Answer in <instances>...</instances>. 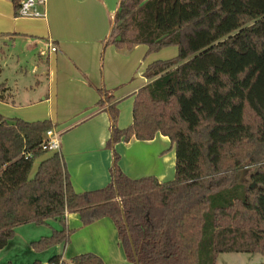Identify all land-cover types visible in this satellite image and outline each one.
<instances>
[{"label": "trees", "instance_id": "trees-1", "mask_svg": "<svg viewBox=\"0 0 264 264\" xmlns=\"http://www.w3.org/2000/svg\"><path fill=\"white\" fill-rule=\"evenodd\" d=\"M10 1L16 16L22 0ZM112 20L107 45L146 46V56L175 47L177 55L146 66L126 129L116 126L112 96L99 90V106L109 105L107 146L166 137L174 178L130 179L115 162L107 187L76 193L61 155L42 149L52 123L0 115V251L18 227L50 221L60 230L31 250L66 246L74 231L65 215L77 214L83 227L110 220L138 264H216L233 253L264 259V0H119ZM5 92L0 85L1 102ZM47 264L103 262L87 253Z\"/></svg>", "mask_w": 264, "mask_h": 264}, {"label": "crops", "instance_id": "crops-1", "mask_svg": "<svg viewBox=\"0 0 264 264\" xmlns=\"http://www.w3.org/2000/svg\"><path fill=\"white\" fill-rule=\"evenodd\" d=\"M118 5L119 0H47L37 9L43 17L23 18L14 15L10 0H0V42H21L31 54L29 62L14 70L13 80L34 81L13 87L6 79L0 82L6 91L0 115L7 120L52 123V130L60 134L59 154L76 193L107 187L115 162L130 179L152 176L166 183L174 178L175 152L166 137L157 134L150 141L131 139L107 146L109 105L99 106L103 99L99 90L112 96L111 104L119 113L116 126L122 130L132 123L134 95L147 84L142 76L148 65L146 46L127 51L107 45ZM51 45L56 52L50 51ZM65 224L74 232L63 246V261L64 255L71 259L91 253L103 264H131L110 220L83 227L77 214H66Z\"/></svg>", "mask_w": 264, "mask_h": 264}, {"label": "rangeland", "instance_id": "rangeland-1", "mask_svg": "<svg viewBox=\"0 0 264 264\" xmlns=\"http://www.w3.org/2000/svg\"><path fill=\"white\" fill-rule=\"evenodd\" d=\"M26 47L27 45L24 46L21 42H10L6 43V45L0 42V82L6 79L11 87L17 82H25L33 85L34 81L31 78L24 77L20 80L17 79L18 81L13 80L14 70L18 69L19 66H23V61L26 60L29 62V59H31V56H29L31 54L27 53L28 50ZM176 55L177 49L175 47L163 48L158 52L149 54L146 57V64L156 60L163 61L172 59ZM145 68L143 69L142 76ZM247 173L246 170L240 173L241 182L248 180ZM51 230H60L58 223L50 221L47 223V226L36 227L32 224H25L18 227L15 230L14 238L8 242L4 250L0 251V264H33L36 261L40 264H47L50 258L60 255L63 252V246L60 245L42 253H35L31 250L29 244L42 237H48L51 234ZM64 257L65 261L70 260V255H64ZM216 264H264V259L259 255L221 254L218 256Z\"/></svg>", "mask_w": 264, "mask_h": 264}, {"label": "built area", "instance_id": "built-area-1", "mask_svg": "<svg viewBox=\"0 0 264 264\" xmlns=\"http://www.w3.org/2000/svg\"><path fill=\"white\" fill-rule=\"evenodd\" d=\"M47 0H22L20 2V7L17 12L18 17L23 18H40L44 14L40 13L37 9L38 7H45ZM51 52H56V47L54 45L50 46ZM42 149L50 153L60 152V134L55 131L48 130L43 135Z\"/></svg>", "mask_w": 264, "mask_h": 264}, {"label": "water", "instance_id": "water-1", "mask_svg": "<svg viewBox=\"0 0 264 264\" xmlns=\"http://www.w3.org/2000/svg\"><path fill=\"white\" fill-rule=\"evenodd\" d=\"M112 27H113V20H112V24H111V29H112ZM111 31V30H110ZM110 33V32H109ZM113 162H114V159H113ZM116 200L119 202V207H120V210H121V213H122V215H123V207H122V205H121V203H120V201H119V199H118V196L116 195ZM124 219V218H123ZM126 225V224H125ZM120 243V242H119ZM121 245V244H120ZM122 248V247H121ZM124 253V252H123ZM125 255V254H124ZM125 258H126V256H125ZM126 260L127 261H129L127 258H126ZM130 262V261H129ZM135 263L137 264V260L135 259Z\"/></svg>", "mask_w": 264, "mask_h": 264}, {"label": "flooded vegetation", "instance_id": "flooded-vegetation-1", "mask_svg": "<svg viewBox=\"0 0 264 264\" xmlns=\"http://www.w3.org/2000/svg\"><path fill=\"white\" fill-rule=\"evenodd\" d=\"M135 259H136V258H135ZM135 259H134V262H131V264H136V263H135ZM136 260H137V259H136ZM137 264H138V261H137Z\"/></svg>", "mask_w": 264, "mask_h": 264}]
</instances>
